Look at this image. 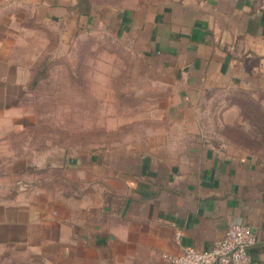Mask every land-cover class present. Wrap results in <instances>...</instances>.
<instances>
[{"label":"crops","instance_id":"obj_1","mask_svg":"<svg viewBox=\"0 0 264 264\" xmlns=\"http://www.w3.org/2000/svg\"><path fill=\"white\" fill-rule=\"evenodd\" d=\"M21 17L63 40L128 41L166 88L139 138L0 154V264H161L211 249L236 223L256 239L247 264H264V159L205 137L197 120L205 89L264 72V0H0V114L21 108L15 90L29 81L3 56Z\"/></svg>","mask_w":264,"mask_h":264},{"label":"rangeland","instance_id":"obj_2","mask_svg":"<svg viewBox=\"0 0 264 264\" xmlns=\"http://www.w3.org/2000/svg\"><path fill=\"white\" fill-rule=\"evenodd\" d=\"M60 32L21 17L18 36L5 38L3 56L18 64L21 78L45 71L35 87L15 90L20 109L0 114L3 158L50 147L82 154L109 140L150 133L155 123L147 118L162 117L149 115L155 101L149 98L166 87L148 81L147 66L131 43L106 33L63 40ZM250 77L244 84L205 89L197 120L205 137L264 159V72ZM177 119L182 124L186 115Z\"/></svg>","mask_w":264,"mask_h":264},{"label":"built area","instance_id":"obj_3","mask_svg":"<svg viewBox=\"0 0 264 264\" xmlns=\"http://www.w3.org/2000/svg\"><path fill=\"white\" fill-rule=\"evenodd\" d=\"M255 242L251 229L236 223L225 231L211 249L199 251L183 247L177 254H163L161 264H247V250Z\"/></svg>","mask_w":264,"mask_h":264},{"label":"trees","instance_id":"obj_4","mask_svg":"<svg viewBox=\"0 0 264 264\" xmlns=\"http://www.w3.org/2000/svg\"><path fill=\"white\" fill-rule=\"evenodd\" d=\"M42 66L44 67V64ZM44 71H45V68L42 71H39L36 74H32V73L30 74L31 76L29 78L28 83L26 84V90L29 89V88L35 87L39 83L38 75L44 73Z\"/></svg>","mask_w":264,"mask_h":264}]
</instances>
